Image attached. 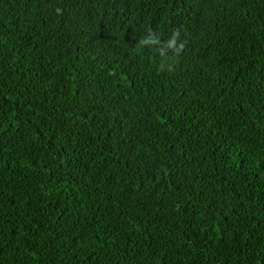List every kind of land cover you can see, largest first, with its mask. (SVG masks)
Here are the masks:
<instances>
[{
    "label": "trees",
    "instance_id": "16d2710c",
    "mask_svg": "<svg viewBox=\"0 0 264 264\" xmlns=\"http://www.w3.org/2000/svg\"><path fill=\"white\" fill-rule=\"evenodd\" d=\"M0 264H264V0H0Z\"/></svg>",
    "mask_w": 264,
    "mask_h": 264
}]
</instances>
